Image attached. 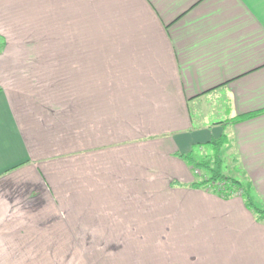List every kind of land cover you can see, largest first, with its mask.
<instances>
[{
  "label": "crops",
  "instance_id": "crops-1",
  "mask_svg": "<svg viewBox=\"0 0 264 264\" xmlns=\"http://www.w3.org/2000/svg\"><path fill=\"white\" fill-rule=\"evenodd\" d=\"M222 135L264 206V0H0V264H264Z\"/></svg>",
  "mask_w": 264,
  "mask_h": 264
},
{
  "label": "trees",
  "instance_id": "trees-1",
  "mask_svg": "<svg viewBox=\"0 0 264 264\" xmlns=\"http://www.w3.org/2000/svg\"><path fill=\"white\" fill-rule=\"evenodd\" d=\"M227 142V137L222 135L218 139H212L205 144L196 145L194 147V149L203 148L204 146L212 147L214 150L213 157L215 168H210L207 162H195L193 160V150L189 154L180 157L191 166L193 171L203 170L209 174L208 178L204 177V180L196 183L195 186L209 187L212 184L217 185V188H215L216 192L223 197H229L235 194L240 195L243 198L245 205L255 214L256 218L260 221H264V206L257 204L254 201L250 186L248 184L243 185L238 180L221 174L220 150L225 144H227Z\"/></svg>",
  "mask_w": 264,
  "mask_h": 264
},
{
  "label": "rangeland",
  "instance_id": "rangeland-1",
  "mask_svg": "<svg viewBox=\"0 0 264 264\" xmlns=\"http://www.w3.org/2000/svg\"><path fill=\"white\" fill-rule=\"evenodd\" d=\"M30 36L27 38V40L31 43H37L38 42V30H30ZM224 104L222 102V99L217 100L214 104ZM210 104H213L210 102ZM223 110H225V108L223 107ZM225 111H223V114H219V115H225L224 113ZM219 115L218 114H210L209 116V121H216L217 119H219ZM223 117V116H221ZM226 146V147H225ZM225 146L223 148H221L220 152V170H221V174L226 176V177H231L234 179H238L241 180V182L245 183L246 181L244 180V178L242 177V172L239 169V166L237 164L236 161V155H235V151L233 149V146L231 144L228 145L225 144ZM213 149L212 147H203L201 149L195 148L192 152H193V160L195 162H207L210 166V168H215L214 165V155H213ZM196 174V177H201V179L199 180H204L203 178L209 177V174L206 171L203 170H198V171H194ZM212 185V184H211ZM209 186L208 188L210 189H215L217 188V185H212ZM216 190V189H215Z\"/></svg>",
  "mask_w": 264,
  "mask_h": 264
}]
</instances>
